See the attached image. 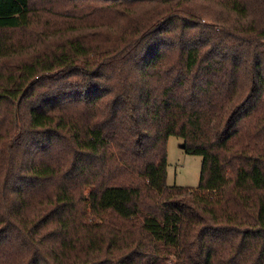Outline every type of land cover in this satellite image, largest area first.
<instances>
[{
	"label": "trees",
	"instance_id": "trees-1",
	"mask_svg": "<svg viewBox=\"0 0 264 264\" xmlns=\"http://www.w3.org/2000/svg\"><path fill=\"white\" fill-rule=\"evenodd\" d=\"M172 257L264 264V0H0V264Z\"/></svg>",
	"mask_w": 264,
	"mask_h": 264
},
{
	"label": "rangeland",
	"instance_id": "rangeland-1",
	"mask_svg": "<svg viewBox=\"0 0 264 264\" xmlns=\"http://www.w3.org/2000/svg\"><path fill=\"white\" fill-rule=\"evenodd\" d=\"M166 158V182L169 186L195 188L198 185L202 157L186 153L180 137L173 135L168 137ZM169 261L171 264H178L175 263V257Z\"/></svg>",
	"mask_w": 264,
	"mask_h": 264
},
{
	"label": "built area",
	"instance_id": "built-area-1",
	"mask_svg": "<svg viewBox=\"0 0 264 264\" xmlns=\"http://www.w3.org/2000/svg\"><path fill=\"white\" fill-rule=\"evenodd\" d=\"M167 264H171V261H169Z\"/></svg>",
	"mask_w": 264,
	"mask_h": 264
}]
</instances>
